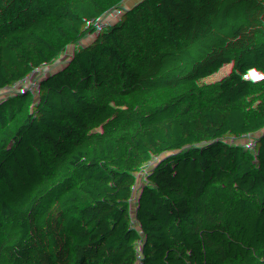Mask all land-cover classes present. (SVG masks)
Segmentation results:
<instances>
[{"label": "trees", "instance_id": "trees-1", "mask_svg": "<svg viewBox=\"0 0 264 264\" xmlns=\"http://www.w3.org/2000/svg\"><path fill=\"white\" fill-rule=\"evenodd\" d=\"M200 1L0 0V264H264V15L203 23L85 134Z\"/></svg>", "mask_w": 264, "mask_h": 264}, {"label": "built area", "instance_id": "built-area-1", "mask_svg": "<svg viewBox=\"0 0 264 264\" xmlns=\"http://www.w3.org/2000/svg\"><path fill=\"white\" fill-rule=\"evenodd\" d=\"M207 3L209 5L208 8H201L197 14L198 18L203 19L204 23L216 22L223 18L235 17L241 14L250 15L254 18L264 15V5L260 4H244L239 0H207ZM153 76L144 73L139 68L132 75L123 76L116 80L113 84L118 88L119 96L112 111L106 114L101 120L89 126L85 134H95V136L102 134L107 128L106 121L112 118L115 113L121 112L124 114L133 106L149 100L153 93ZM49 157H52L57 164L62 163L65 159V156L60 151L49 154ZM227 211L236 213L235 205L232 203L219 205L211 202L203 208L204 213L212 216H218ZM257 244L264 249V239L258 241ZM253 263L252 260L249 261V264Z\"/></svg>", "mask_w": 264, "mask_h": 264}, {"label": "crops", "instance_id": "crops-1", "mask_svg": "<svg viewBox=\"0 0 264 264\" xmlns=\"http://www.w3.org/2000/svg\"><path fill=\"white\" fill-rule=\"evenodd\" d=\"M241 3H252L264 5V0H239ZM207 0H201L198 6H195L191 12L179 19L176 35L171 33L164 34L163 40L155 47V49L145 58L141 63L140 69L146 73L154 75L157 70L171 57H173L181 48L184 47L186 42L194 34V32L204 23L203 19L198 18L197 14L201 8H208ZM123 113H115L112 118L106 121V127H109L114 122L120 120ZM88 140L94 138V134L87 136ZM261 250V247L252 244L249 250L244 255L249 258H254V255Z\"/></svg>", "mask_w": 264, "mask_h": 264}, {"label": "rangeland", "instance_id": "rangeland-1", "mask_svg": "<svg viewBox=\"0 0 264 264\" xmlns=\"http://www.w3.org/2000/svg\"><path fill=\"white\" fill-rule=\"evenodd\" d=\"M124 93H126V92H124ZM51 172H52L51 170H47V171H46L45 173H43L40 177H41V178H45V177H47ZM32 184H33V180H29V181L25 184V186L22 188V190H23V189H24V190L20 193V196H22V195L28 193V192L30 191V188H31ZM20 196H15L14 201H16L17 198L20 197ZM190 201H191L190 198H189V199L182 200L178 205H176V206L173 207L172 209H170V210H168V211H166V212H163V213L161 214V216H163V217H171V216H175V215L179 214L181 211H183V210H185V209L188 208V206L190 205ZM246 257H247V255H246ZM247 258H248V257H247Z\"/></svg>", "mask_w": 264, "mask_h": 264}, {"label": "water", "instance_id": "water-1", "mask_svg": "<svg viewBox=\"0 0 264 264\" xmlns=\"http://www.w3.org/2000/svg\"><path fill=\"white\" fill-rule=\"evenodd\" d=\"M252 90L250 83H245L243 85L236 86L230 93L229 97H238L243 92L249 93Z\"/></svg>", "mask_w": 264, "mask_h": 264}, {"label": "snow or ice", "instance_id": "snow-or-ice-1", "mask_svg": "<svg viewBox=\"0 0 264 264\" xmlns=\"http://www.w3.org/2000/svg\"><path fill=\"white\" fill-rule=\"evenodd\" d=\"M251 75H252L253 77H256V73H255V72H252Z\"/></svg>", "mask_w": 264, "mask_h": 264}]
</instances>
